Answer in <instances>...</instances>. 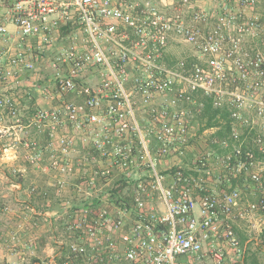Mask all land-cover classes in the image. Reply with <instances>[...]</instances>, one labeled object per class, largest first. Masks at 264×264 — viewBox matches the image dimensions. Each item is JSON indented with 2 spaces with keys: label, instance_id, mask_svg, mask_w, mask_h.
<instances>
[{
  "label": "built area",
  "instance_id": "obj_1",
  "mask_svg": "<svg viewBox=\"0 0 264 264\" xmlns=\"http://www.w3.org/2000/svg\"><path fill=\"white\" fill-rule=\"evenodd\" d=\"M206 2L214 14L204 10ZM256 5V0H0V84L34 71V52L55 44L60 28L74 23L85 35L80 41L74 36L51 63L52 87L79 102L36 109L23 129L46 134L45 149L54 153L50 166L60 174L74 165L67 158L75 138L61 135L63 128L105 160L100 173H81L79 184L88 190H99L103 182L102 193H87L86 200L110 201L113 188L104 187L114 179L133 185L130 203L99 208L91 202L75 212L68 231L78 242L68 246L64 264H197L203 257L224 264L227 254L230 263L240 264L243 249L227 221L241 195L231 183L237 174L247 175L259 195L248 210L264 214V180L254 153H264V124L257 127L241 115L254 111L264 117V54L241 52L239 46L258 38L259 18L251 15ZM171 36L195 47L203 59L164 63ZM91 70L97 82L83 83ZM199 95L213 109L228 112L230 131L223 139L213 137L212 148L196 158L190 172L178 168L163 175L159 168L189 148V106L201 113ZM137 103L148 113L144 131L136 120ZM0 108L17 118L10 99H0ZM235 122L254 133L255 150L246 146ZM215 168L220 172L213 174ZM212 176L227 189L209 187ZM154 195L163 210L147 208ZM9 243L8 258L0 255V264H23L15 258L14 234Z\"/></svg>",
  "mask_w": 264,
  "mask_h": 264
},
{
  "label": "rangeland",
  "instance_id": "obj_2",
  "mask_svg": "<svg viewBox=\"0 0 264 264\" xmlns=\"http://www.w3.org/2000/svg\"><path fill=\"white\" fill-rule=\"evenodd\" d=\"M257 5L256 7L251 10V15L254 17L259 18V26L257 28V37L255 39H249L245 41V43H241L240 49L241 52L243 51H261L264 54V0H256ZM204 10L211 15L214 14L215 9L213 8L211 3L206 2V4L203 6ZM160 11V8L158 9ZM212 22V21H211ZM76 36L77 39L80 41L81 39L85 38L84 32L82 31L81 27L79 25H76L74 29H72L70 32L67 33H61V38L53 44L48 49H44L42 52H34L33 54V61L35 64V70L31 72H23L20 73V82L21 85H18V80L16 78L8 79L7 82L0 84V99H8L9 97L16 98L18 100H21V97L23 96V92L26 89L31 88V90H34L37 97H39L41 102H48L51 106H57L60 105L62 102L67 101H73V102H79V100L72 95H59L57 91L52 87L51 78H52V67L51 63L54 61V59L57 56V53L60 49L67 48L71 45L72 38ZM229 48L228 44H225L224 49L227 50ZM162 61L166 64H171L174 66L177 62L180 60H185L187 63H191L197 58H200L199 60H202L203 58L200 57L195 47L192 45L187 44L186 42L182 41L177 36H171L168 40V45L164 49V52L162 54ZM132 73H130L128 76L129 78L132 77ZM236 76V75H233ZM98 80V74L95 72V70H91V72L88 73L87 77L84 79L83 83H89L90 85L96 83ZM17 86V89H8L7 92L3 91L4 87L7 84ZM30 83L29 86L23 85ZM130 89L131 87L128 86ZM36 90H40L42 94H38ZM197 100V97H196ZM39 109V108H38ZM189 109L191 111L192 117L188 119V127L190 132V143L189 148L182 154H176L172 155L171 158H169L168 164L164 165L166 167H160L159 170L162 172L163 175L172 174L175 170L180 168L184 172H190L195 167V160L200 156L202 152H205V150H209L212 148L211 142L213 141V130H203L201 131L202 124L200 122L199 116L200 113L197 110L195 105H190ZM20 112H17V118H13L11 121H7V124L11 123L13 124V137L11 139V146L19 152L21 156V160L27 162L30 166L34 167L35 170H37L40 174V176L44 175L46 176L53 184L52 188L54 189L55 193H58L59 196H62L64 199L63 202H61L66 209V215L64 218H61L63 228L65 233L75 235V233H72L71 231H68V226L73 220L72 217L75 216V212L78 211V209H81L82 207H79L81 203L89 204L91 200H86V194L92 193L93 195H97L102 193L101 188H103V182L99 183V186L97 187L99 190H88L84 184H79V178L81 176L82 172H88L91 174V172H99L103 166H105L106 162L102 158L97 157L96 153H93L89 148V142H84L78 134H71L69 129L63 128L60 131V134L63 136L71 135L75 138L74 141V147L73 151L69 154L67 160L71 163H73V167L70 172L66 171L64 174H60L57 172L55 168H52L50 166V156L53 153L50 149L46 150L45 147L48 144V141L44 144H39L35 142L36 146L34 148H27L25 146V142L31 143V139L29 137L30 134V128L27 130H24L22 127V121L21 116L19 115ZM243 118H251L255 125L261 126L264 124V117H258L254 111L249 112H242L241 113ZM135 116L136 120L139 124V127L142 131H144L145 128L148 127V113L146 112V109H141L140 106L135 105ZM17 124L19 126H17ZM234 128L243 136V139L245 141V144L247 147H252L255 149L253 145V138L254 133L250 134L246 131L245 127L241 126L239 122L234 123ZM27 131V134L24 135L23 132ZM41 134V133H39ZM132 140L135 142V137H132ZM8 144V143H6ZM252 145V146H251ZM39 149V150H38ZM23 150V153H22ZM36 156V159L31 163L30 157ZM87 163L90 164L89 167H83L80 164ZM37 168V169H36ZM256 169L259 171V173L262 176L264 180V153L258 156L257 161V167ZM144 169L135 170V173L133 174L132 178H138V176L143 172ZM219 168H215L213 170V174L219 173ZM100 173V172H99ZM16 173L12 172L13 180L18 179V176ZM223 174V173H222ZM238 183L237 186L233 188L239 189L241 192L240 199L237 202V206L233 208L232 214L227 220L228 223L238 230L239 233L246 235L250 238L255 239V243H262L264 244V214L260 212H250L248 210V205L252 202L257 201L259 195L257 190L255 189L254 184L250 181V179L247 177V175L244 174H237ZM235 179V178H233ZM58 180L64 181L62 186H59L57 184ZM232 183V181H231ZM230 183V184H231ZM209 187H212V189H217L216 186L220 189H227L228 184L224 183L217 184L215 183V178L212 176L207 184ZM2 187L3 185L0 183V211H6V207H4L2 200ZM121 183H117L116 179L109 181L108 185H106L104 188L106 190L111 188H120ZM80 188V190H79ZM133 189L132 183L127 185H124L121 189H119V196L122 198L120 203H130L129 195L131 194V191ZM46 192V193H45ZM31 194H37L39 196H45L47 194V191H39L35 186L30 188ZM99 202H96V206L99 208L105 206L107 207L110 204L117 205L115 203H112L110 201H102L98 200ZM95 204V203H94ZM147 208L153 207L156 209L163 210L164 205L160 198L157 196H153V199L146 202ZM234 230V229H233ZM13 235V234H12ZM15 235V234H14ZM16 238L19 241L18 250L23 247V243L21 240H19V236L15 235ZM10 240V238H9ZM8 240V241H9ZM7 241V243H8ZM2 243V244H1ZM0 244L5 246L4 242L0 241ZM10 245V243H9ZM8 249V246L6 247ZM256 244L251 245V250H255ZM9 250V249H8ZM228 254L225 255V262L224 264H232L228 261ZM257 257L261 264H264V255L263 254H257ZM186 259V258H182ZM199 264H212L210 259L207 257H203L199 262Z\"/></svg>",
  "mask_w": 264,
  "mask_h": 264
},
{
  "label": "crops",
  "instance_id": "obj_3",
  "mask_svg": "<svg viewBox=\"0 0 264 264\" xmlns=\"http://www.w3.org/2000/svg\"><path fill=\"white\" fill-rule=\"evenodd\" d=\"M20 77L16 78L18 85H21ZM23 85L29 86L30 83ZM8 89H17V86L8 83L3 91L7 92ZM36 92L42 94L40 90ZM13 97L8 99L14 103L17 112H20L22 125L27 123L36 109L51 107L48 102H41L31 88L24 90L21 100ZM11 120L13 118L8 111L0 108V183L3 185L2 203L6 207V211H0V241L5 244V246L0 244V255L8 258L6 248L9 246L8 240L12 234H15L25 245L19 249L15 257L23 264H64L63 258L68 255V246L78 242L76 234L73 236L65 233L60 220L66 215V209L61 203L65 198L55 193L52 188L53 183L46 176H40L39 172L23 159L21 160L19 152L11 146L14 126L11 123L7 124V121ZM29 137L31 141L39 144L48 141L46 134H39L32 128ZM12 172H17L18 179L13 180ZM33 186L39 191H47V194L42 197L31 194L30 188ZM216 188L218 189L217 186ZM96 202L99 201L93 204H97ZM86 205L81 203L79 207ZM233 229L238 232L236 228ZM237 235L246 236L239 232ZM246 237L247 242L256 244L255 239Z\"/></svg>",
  "mask_w": 264,
  "mask_h": 264
},
{
  "label": "trees",
  "instance_id": "obj_4",
  "mask_svg": "<svg viewBox=\"0 0 264 264\" xmlns=\"http://www.w3.org/2000/svg\"><path fill=\"white\" fill-rule=\"evenodd\" d=\"M76 27V24L71 23L65 27L60 28L61 33H67L70 32L72 29ZM198 102L202 103V108H201V113L199 116L200 122L202 124L201 131L207 130V129H215L216 132L213 134V137H216L218 139H223L226 137V135L230 131V126H229V120H228V112L225 110H217L213 109L211 100L208 97L199 95L198 96ZM24 124V123H23ZM26 124V123H25ZM24 124V125H25ZM243 137L241 136V139ZM252 146V145H251ZM255 150V149H254ZM255 155L259 156L256 153L255 150ZM238 179L235 178L232 181V186L235 187ZM121 183L120 188H114L112 190V199L110 202L119 204L121 201L120 197H118V190L121 189L125 184L123 182H118ZM96 205V204H95ZM241 248L243 249V254H242V259L240 264H261L259 261L257 254H263L264 255V244L256 242V248L255 250H251V245L252 242H247L248 238L246 236L242 235H237L238 232L234 231ZM63 258V262H64Z\"/></svg>",
  "mask_w": 264,
  "mask_h": 264
}]
</instances>
